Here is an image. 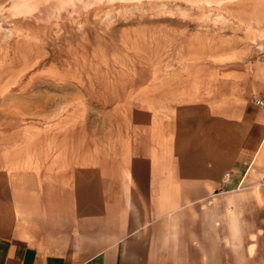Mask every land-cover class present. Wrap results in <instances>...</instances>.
Masks as SVG:
<instances>
[{"label": "rangeland", "instance_id": "1", "mask_svg": "<svg viewBox=\"0 0 264 264\" xmlns=\"http://www.w3.org/2000/svg\"><path fill=\"white\" fill-rule=\"evenodd\" d=\"M198 4H233L247 11L253 3L89 0L80 2L72 24L63 22L57 29L50 27V20L25 14L37 26L29 34L4 21L1 12L6 5H1L0 167L6 172L9 140L20 156H65L80 139L85 141L81 154L86 155L89 134L91 141L94 135L95 148L90 152L94 151L97 163L107 158L127 157L132 163L143 159L150 172L158 159L161 177L168 171V155L203 154L199 140L205 133L191 132L189 125L215 122L207 114L208 106L247 96L253 86L250 77L264 83V15L252 14V21L243 22L216 8L200 9ZM223 127L227 161L246 142L242 133L238 141ZM208 135L215 137L212 132ZM187 139L197 141V146L187 147ZM215 151L207 148L210 157ZM180 162L183 165L182 158ZM263 184L257 180L253 185L251 211L228 210L230 198L224 197L225 211L218 215L239 219L243 226L207 228L209 248L217 232L224 237L225 251L237 253L243 248L246 257L264 258ZM167 199L159 196L156 212L161 236L169 219L184 215L183 210L167 212L172 208ZM221 200L209 196L193 205H206L207 218L212 219L216 213L210 211L211 203Z\"/></svg>", "mask_w": 264, "mask_h": 264}, {"label": "crops", "instance_id": "2", "mask_svg": "<svg viewBox=\"0 0 264 264\" xmlns=\"http://www.w3.org/2000/svg\"><path fill=\"white\" fill-rule=\"evenodd\" d=\"M262 83L254 75L247 96L210 104L207 114L215 122L189 125V131L205 133L199 140L205 152L168 155L163 177L158 159L150 172L143 159L132 163L127 157L107 158L97 163L90 152L95 148L90 134L86 155L81 154L85 141L80 139L75 141L77 149L71 146V155L65 156H20L9 140L6 172L0 167V264H264L259 255L246 257L243 248L225 251L224 237L217 232L209 248L206 231L243 226L239 219L218 215L225 211L224 197L230 198L228 210L254 209L248 202L252 188L264 179ZM223 126L238 141L242 133L246 142L227 161ZM208 132L215 133L214 139ZM186 142L187 147L197 146L192 139ZM212 147L215 157L207 154ZM160 195L171 203L167 212L184 214L169 219L162 236L156 213ZM209 196L222 198L211 203L210 211L216 213L212 219L207 218L206 205H193Z\"/></svg>", "mask_w": 264, "mask_h": 264}, {"label": "bare ground", "instance_id": "3", "mask_svg": "<svg viewBox=\"0 0 264 264\" xmlns=\"http://www.w3.org/2000/svg\"><path fill=\"white\" fill-rule=\"evenodd\" d=\"M82 1L85 3L89 2V0H0V6L4 4L6 5V9L3 8L5 9L4 12H0L3 14H1L4 16L3 18H5L4 21L7 20V22H11L12 24L21 27L29 34L30 32L35 33L37 26L35 27L34 23L32 24L29 22L31 20L25 17V14H32L35 16L34 18L39 20H50L52 23L54 22L53 24H51V22L49 23L50 27L57 29L64 24L63 22L72 24V22L76 20L78 13H80L79 7L80 2L83 3ZM249 1L253 4L251 9L247 11L238 10L233 6V4L224 5V7H213L205 4H198L197 7L200 9L205 7H208L209 9L210 7H212L211 9L216 8L217 10L223 11V13L225 12L230 16L232 15V17L235 16L239 18L243 22H249L253 20V15H264V0ZM116 6L120 7L123 6V4H117Z\"/></svg>", "mask_w": 264, "mask_h": 264}, {"label": "built area", "instance_id": "4", "mask_svg": "<svg viewBox=\"0 0 264 264\" xmlns=\"http://www.w3.org/2000/svg\"><path fill=\"white\" fill-rule=\"evenodd\" d=\"M254 104L261 105L259 99H254ZM261 183H264V179H261Z\"/></svg>", "mask_w": 264, "mask_h": 264}]
</instances>
